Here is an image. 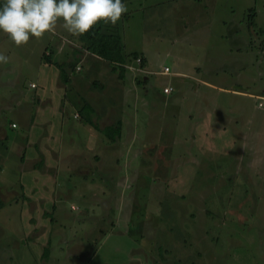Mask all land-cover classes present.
Instances as JSON below:
<instances>
[{"label": "rangeland", "instance_id": "rangeland-1", "mask_svg": "<svg viewBox=\"0 0 264 264\" xmlns=\"http://www.w3.org/2000/svg\"><path fill=\"white\" fill-rule=\"evenodd\" d=\"M125 4L130 16L117 22L125 52L142 51L143 69L131 57L123 88L124 79L102 66L95 78L103 90L92 92L100 126L125 122L121 140L103 144L99 133L100 146L87 150L70 107L53 143L61 146L55 172H38L31 157H19L27 137L35 143L43 136L27 130L29 85L40 84V56L56 32L21 47L0 33V53L9 57L0 64V188L18 193L24 176L53 184L47 206L55 207L43 214L53 237L45 247L59 258L40 260L21 239L10 249L26 225L12 204L0 209L2 241L9 242L2 252L16 255L7 263L264 264V0ZM73 96L81 99L79 90ZM12 103L20 110L3 108Z\"/></svg>", "mask_w": 264, "mask_h": 264}, {"label": "crops", "instance_id": "crops-1", "mask_svg": "<svg viewBox=\"0 0 264 264\" xmlns=\"http://www.w3.org/2000/svg\"><path fill=\"white\" fill-rule=\"evenodd\" d=\"M125 15L130 16V13L129 14L125 13ZM62 23L63 21L58 22L56 29V38L52 41L51 44L52 46H50L52 51V59H53V55L56 53L59 57V59H57L56 61L60 63H66L68 69L70 68V65H72V61L76 60L75 62H73V64H75V71L69 72L67 82H65L64 84H60L59 69L53 64H48L42 61L40 56V62H39L40 70L38 75V81L40 82V84L38 85L37 83L32 82L29 85L34 90V94L32 95L28 106H30L31 109L33 108L34 113L27 112L26 126L28 133L29 134L31 133L32 136L37 135V133H40L41 131L43 136L39 137V140L35 143L28 142L29 137H27L26 141L28 143L26 142V146L30 148L31 152H28V156H26V151H25L26 146L24 143L23 150L21 151L19 157V161L21 162H23L25 158L31 157L32 159L30 166L32 168H36L38 172H42V173L49 172V169H51L50 171L55 172L56 168L58 167L59 162H58L57 152L59 150L55 149L56 146L53 145V143L57 142L60 139L58 137V134L60 133V129L61 127H63V124H65L66 122L65 121L66 117H68L70 114V112L68 111L70 107L72 109L73 108L75 109L73 118L78 120V124L73 127L77 128V126L79 125L82 127L81 131L84 130L83 131L85 133L84 140L86 142L87 150L92 151L98 148V146H100V144H98L97 142L98 140L101 139V137L98 136L99 133L105 139L103 142H100L103 144L106 143L110 145L111 143L112 144L114 143L116 145L121 140V135H120V137L117 138L116 141L111 142L94 126L96 125L100 128H103L104 126L111 124L108 123L105 124L104 126H100L98 124V121H101V119L104 121V117L102 114H100L99 111H97V106H95L96 102L93 101L94 95L92 93L93 91L97 89L100 90L104 87L102 81L95 78L98 76L101 67L105 65L108 66L109 69H111V67L106 63H104V65L101 64L104 62L102 59H100L98 56L92 53H89L87 50L82 48L81 43L78 41V39L76 40L77 36H73L69 34L62 27H60V24ZM0 33L4 34L3 31H1ZM139 53H140L139 58L142 63L141 68L143 69V56H142L143 52L141 51ZM52 66H55L57 68V72L56 70H54V68H52ZM76 68H78V70H76ZM111 72H113V70H111ZM5 75L6 72L4 70V67L0 65V77ZM117 77L119 78V76ZM120 78L124 79V76ZM126 81L127 80L124 79L123 88ZM0 83H4V82H0ZM118 84L119 83L117 81L114 82L115 86H117ZM77 90H79V95L81 98L79 100H77L73 96V91L77 92ZM69 91H71L70 94L73 99L69 98L68 96ZM115 91H116V87H115ZM2 101H7V98L3 97ZM85 102L89 104V109H87V111L85 112H82L81 113L82 116H81L79 110L82 109ZM7 105L8 104H6V106H3V108L11 111L13 110L15 111L19 109L14 106V103H12L11 105L12 107L7 108ZM76 114L77 116H75ZM106 117L107 116H105V119ZM11 123L13 124L14 122L11 121L9 124ZM124 123L125 122L121 120L122 126ZM122 126H121V134L123 131ZM131 130H128L127 132H131ZM73 131L75 130H72V132ZM71 141H72L71 145L74 146V142H73L74 139L72 138ZM60 147L58 148L56 147V148L59 149ZM29 153L32 154V156ZM40 156H43V160L41 159ZM67 163H72V161L69 160L67 161ZM41 166H43V169L41 168ZM42 178L46 180V177L42 176ZM50 178L51 177L49 178L47 177V180H49ZM19 179L20 181L18 185V189H19L18 193L12 191L11 194L5 195L3 189L0 188V209H6V207L11 206L12 204L17 205L15 207L19 208L20 213H23V223H25L26 225L23 228L22 234L19 233L18 237L12 236L10 243L9 242H8L9 244L7 242L5 243H7L9 247L11 246L10 249L12 250L15 249V247H17V245L20 243L19 239H21L23 240L22 245L26 247V250L30 252L29 253L30 255L36 252L38 253L36 255H38V258L40 260L48 259L49 262L56 261L59 259L57 254H51L52 250L50 249V246L47 249L45 247V244L47 245L51 244V240L53 236L51 237L52 230L49 228V226H48L49 229L48 232L45 231L47 225L45 226L44 223H47V220L46 218L43 217V214L45 212H51V210H54L55 207L54 203L53 206H51L52 209H50V207L47 206V204L49 205V202L47 203V200H49L48 198L51 195V194L50 195L47 194V192L50 191V188H52L53 184L49 183L50 184V188H49V186L44 185V183L35 184L33 182V177L24 176ZM24 229L27 230L28 233L25 232ZM36 231L37 234L35 233ZM3 237H4L3 230L0 229V264H10L7 262L12 261L13 260L12 257H15L16 255L2 252V247H3L2 244H5L2 241ZM34 259L36 260L35 256Z\"/></svg>", "mask_w": 264, "mask_h": 264}, {"label": "clouds", "instance_id": "clouds-1", "mask_svg": "<svg viewBox=\"0 0 264 264\" xmlns=\"http://www.w3.org/2000/svg\"><path fill=\"white\" fill-rule=\"evenodd\" d=\"M127 11L122 0H5L0 8V31L21 47L31 37L39 40L55 34L59 21L66 32L80 36L101 21L116 25ZM8 62L9 57L0 53V64Z\"/></svg>", "mask_w": 264, "mask_h": 264}, {"label": "trees", "instance_id": "trees-1", "mask_svg": "<svg viewBox=\"0 0 264 264\" xmlns=\"http://www.w3.org/2000/svg\"><path fill=\"white\" fill-rule=\"evenodd\" d=\"M127 1L129 0H122L123 3ZM4 3L5 0L0 1V8H2ZM77 39L81 43L82 48L102 59L111 67V70L118 73L119 77H123V73L126 70L124 65L128 63L127 61L131 60V57L135 59L139 57L138 52H125L122 39V28L119 23L112 25L110 23L104 24V22L101 21L93 27L91 31L77 36L76 40ZM48 48H50V46L46 47L41 54L42 61L55 65L59 69V78L63 80L62 82H67L69 76L68 73L75 71V64H73V62L76 60L72 61V65H70V68L68 69L66 63L53 61L52 51H47L46 49ZM137 83L142 84L143 80H137ZM87 109H89V104L85 102L82 109L79 110L80 114L87 111ZM94 126L111 142L116 141L121 135V120H117L103 128L96 125Z\"/></svg>", "mask_w": 264, "mask_h": 264}, {"label": "built area", "instance_id": "built-area-1", "mask_svg": "<svg viewBox=\"0 0 264 264\" xmlns=\"http://www.w3.org/2000/svg\"><path fill=\"white\" fill-rule=\"evenodd\" d=\"M137 61H140V58L138 57L137 58ZM163 73H168L169 72V68L168 67H164V69H163V71H162ZM172 91V87L171 86H164V88H163V92L164 93H166V94H168V93H170ZM77 116V115H76ZM13 126L15 125L14 123L12 124Z\"/></svg>", "mask_w": 264, "mask_h": 264}]
</instances>
